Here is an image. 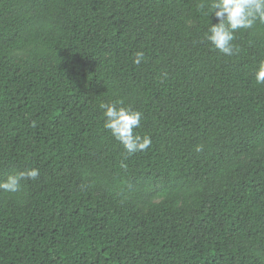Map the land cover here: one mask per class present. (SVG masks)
<instances>
[{
	"label": "trees",
	"instance_id": "obj_1",
	"mask_svg": "<svg viewBox=\"0 0 264 264\" xmlns=\"http://www.w3.org/2000/svg\"><path fill=\"white\" fill-rule=\"evenodd\" d=\"M0 264H264V0H0Z\"/></svg>",
	"mask_w": 264,
	"mask_h": 264
}]
</instances>
